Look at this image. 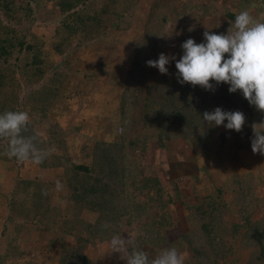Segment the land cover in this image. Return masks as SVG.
Instances as JSON below:
<instances>
[{
	"label": "trees",
	"instance_id": "1",
	"mask_svg": "<svg viewBox=\"0 0 264 264\" xmlns=\"http://www.w3.org/2000/svg\"><path fill=\"white\" fill-rule=\"evenodd\" d=\"M44 1L51 17L59 19L58 25L47 36L31 34L27 39L4 24V19L20 21L14 0H0V112L22 108L17 72L26 83H38L56 65L52 55L64 56L76 39L82 42L64 60V66L74 71L73 78L53 73L52 87L30 91L26 98L28 114L37 112L47 118L45 141L51 154L39 165L20 163L22 169L10 193L0 185V207L8 215L4 228L8 240L0 252V264H20L8 262V258H22L27 245L31 251L36 246V255L42 260L22 264H103L101 259L92 261L90 247L126 235L131 217L136 220L149 209L156 214L145 225L149 236L144 235L139 244L147 252L151 249L156 254L165 245H182L191 264H264V154H254L251 147V125L264 121V113L250 105L241 91L230 93L226 83L216 85L214 92L207 91L199 85L179 83L176 67L161 74L146 64L160 52L158 42L168 23L170 36L177 38L174 32L185 12L192 21L202 19L211 9L215 18H222L214 24L220 29L215 27L213 32L227 34L230 21L241 10L264 17V0H232L231 4L200 0L198 6H184L182 13L173 8L174 0L166 5L153 0ZM168 9H173L175 19L163 14ZM133 16L143 22L142 34L130 52L114 59L118 36L130 26ZM176 50L178 60L183 55L180 44ZM118 88L117 115L106 123L94 120L108 91L116 93ZM217 107L243 112L242 131L203 121V113ZM119 124L124 129L118 134ZM34 125L29 120L24 134L37 135L40 147L43 140ZM165 140H181L198 157L197 171L205 176L224 174L222 183L212 180L201 196L196 179L187 177L185 182L194 194L189 195L176 182L165 188L158 177L138 174V166L145 163L134 151L144 153L148 144L156 142L162 147ZM125 146L136 162L125 158ZM4 152L0 149L2 163H18ZM136 190L145 196L138 203L128 194ZM63 197L64 203L54 207ZM175 206L184 212V221L171 242L168 232L175 228ZM31 234L38 237L33 238L35 246L16 244L21 237L31 241ZM69 240L72 246L66 244Z\"/></svg>",
	"mask_w": 264,
	"mask_h": 264
},
{
	"label": "rangeland",
	"instance_id": "2",
	"mask_svg": "<svg viewBox=\"0 0 264 264\" xmlns=\"http://www.w3.org/2000/svg\"><path fill=\"white\" fill-rule=\"evenodd\" d=\"M156 1L157 2L163 1L165 2V5H166L171 0H153V2H156ZM198 1L200 0H174L173 8H177V11L182 13L184 6L188 9L190 8L192 4H195V3L198 6ZM222 1L228 4H231L232 0H225V1L222 0ZM14 4L16 8H18L19 10L18 15L20 17V21L17 22L15 19L6 21L4 19V24L15 28L16 30L19 31L21 35H23L27 39L30 38L31 34L36 36V38H39V36L41 35L47 36L52 31V29L56 25H58L59 19L58 18L53 19L51 17L50 12H49V7L46 5V2L44 0H14ZM202 4L207 5V8H208V4H205L204 2ZM207 12H210V13H207ZM207 12L204 13V16L202 19H197V17H195L193 18L194 20L192 21H191V17L188 16V12H185L186 14L184 15V17L181 20H179V22L177 23V25L179 26V28L177 29V33L174 32L177 35L178 39L176 37L170 36L169 28L171 27V24L168 23V26L164 30V33L165 31L166 33L161 38L163 41L160 39V42H158L157 48L160 50V52L157 54V56H155V58L158 59L159 54L161 53H164L165 55L177 57L178 53H177L176 47L179 44L182 45L183 44L182 42H185L183 39L192 38L196 42L197 41L199 42V40L201 41L202 39L204 40L203 33L206 30L205 25H207L209 28H212V29H209V31L211 32L214 31L215 27L217 30L220 29L219 26H215L214 24H216L217 22H220L219 19L220 20L222 19L221 16L220 17L216 16L215 18L214 15L211 14V9H209ZM163 14L169 15L172 19H175L173 9H170V10L168 9L167 11H164ZM26 16H28V18ZM194 21H196V23ZM197 21H201V22H197ZM195 25L197 26V28ZM142 29H143V22L137 16H133V18L130 20V26L126 30L121 32L118 36L119 43L116 49L117 55L113 57L114 59L115 58L118 59V57L121 58L124 52L131 51V49L133 48L134 42L138 38H140V35L142 34ZM80 39L81 38L76 39L73 42L68 54H70L73 50L76 49V45L79 42H82V40ZM118 53L120 54V56H118ZM68 54L61 56V57L52 55V58L54 59L55 61L54 63L56 65H54L55 67L53 66L52 71L47 73V75L44 76L38 83H35V84L26 83V81H24L23 78L21 77L20 73L17 72L15 76H16V79L19 85V97L18 98H19V107L22 106V108H20L21 111H26L24 108V104H25L26 98L28 94L30 93V91L33 92L36 90H40L41 88H45V87L50 88L53 86V82H52L54 78L53 73L55 74L57 73L59 75L65 74L69 78H73L74 71L71 70V68L68 69L67 66H64L65 61H67L66 57H68ZM167 67L168 69L174 68L175 67L174 60H171L170 63L167 65ZM10 69H13V67H11ZM120 94H121V91L119 88H118V92L116 93L109 90L108 96L110 98L109 97L105 98L103 100L104 103H101L100 105H98L97 111L92 116L93 119L99 120L101 122L105 120L104 122L106 123L107 118L111 119L113 115L115 117L117 115V113L114 112L116 111V108H117L116 99H117V95L119 96ZM112 107L114 110L112 109ZM118 107H119V104H118ZM29 117H30V120L33 121V123L35 124L34 125L35 132L37 134H40L43 140L40 147L49 150L51 154V146H49V142L45 141L47 139V136H46V132L44 129L45 128L44 122L46 121L45 122V125H46L47 118L43 117L37 112H31L29 114ZM123 125L122 124L118 125V130H117L118 134L123 132L122 131L124 129ZM72 144H73L72 146L73 148L78 147L77 149H79V146H77L75 143H72ZM0 149L6 151V141L5 140L0 141ZM123 150H124V154H126L125 158H127L130 162H132L133 159L135 161L134 153L130 152V150L126 146L124 147ZM146 150L147 151L144 153H139L138 150L134 151L138 154L140 158L143 159V162L145 163L144 165L141 166V168L140 166H138L139 167L138 174L142 173V175H145V176L151 175L152 177H158L160 180V183L165 188H169L172 182L173 183L176 182L179 185V188L182 189L183 193L194 195L192 190H190L188 187L190 184L186 183L187 182L186 178L189 177L193 180L196 179L197 182L195 183V188L199 195L204 196L205 189L209 186L212 180L219 181L218 183L220 184L222 183L221 181L225 178L224 174L221 176H218L216 174H214L213 176L212 175L205 176L204 174H200L199 171H197L198 163H199L198 157H196V155H194V152H192L189 149V147L185 145L181 140H165L162 147H160V144L158 142L153 143L152 145L148 144ZM19 164L20 163H16V162H12V164H5L4 162L2 163V161H0V185L1 184L4 185L3 188L6 193H10L11 189L13 188L15 184V180L18 178V172L20 169H22L21 166L19 167ZM137 165L139 164H136V166ZM26 166H28L29 169L31 167L28 164ZM14 171L16 172V174H14ZM41 171L42 170H39L40 173H42ZM128 188L130 190L131 187L128 186ZM128 194H129V197H131V199H133L135 203H138L139 200L145 197L143 193L139 191L137 192V190L135 192L133 191L128 192ZM65 199L66 198L63 197L57 200L59 203L55 202L53 206L56 208H59L58 206H61L64 203ZM189 201L193 202V198H189ZM174 212H175L174 219H176L174 220L175 228H173L171 232L170 230L168 232L169 237H170L169 239L171 240V242L173 240L175 241V237L179 235L178 234L179 231H177V228L180 223L181 225H183L182 223L184 221V217H183L184 212L181 211V208L179 206H175ZM155 214H156L155 209H152V210L149 209L147 212L142 211L136 220L131 217L132 219L131 225L129 226L130 232L129 233L126 232V235L124 234L123 236H119V237L128 239L129 236H132L134 246L145 250V248L142 246H139V244L143 241V238H144L143 236L148 235L145 225L149 223L150 217L153 219V216H155ZM7 218H8L7 210L4 207H0V252H3V250L6 249V245H7L8 237H6L4 234V228L7 222L6 221ZM185 229L183 228V230ZM181 231H182V227L180 229V233ZM29 236L32 237L31 241H29L28 236L25 238L21 237L18 239L16 244H23V247H24L26 243L30 242V243H33L35 246L36 243L33 242V240L38 237L34 236L33 234ZM112 239L113 238L109 239L108 241L104 243H101L100 245L90 247L89 256L94 263H96L100 259L103 260L104 262L103 264H120V263L126 262L124 259L121 258L122 254L120 252L113 251L112 244H111ZM45 243H47L46 239L44 241V244ZM72 243H73L72 240H69L66 242V244L70 246L73 245ZM30 246L31 245L29 246L27 245L24 247L25 252L22 258L19 259V258L10 257L8 258V262H17L20 264L28 260H32V261L35 260V262H41L42 259L40 258V256L36 255V251L38 248L35 246L33 248L34 251H31L32 247L30 248ZM163 248H167V245L163 246ZM182 248H183L182 245L181 247H177V249L178 250L180 249L181 250L180 252L184 255V258H185L184 264H191L188 262L189 256L186 253H184V251H182ZM43 249L44 247L41 250ZM43 251L47 253V251L45 250ZM148 253L150 257L155 255L151 249L148 250Z\"/></svg>",
	"mask_w": 264,
	"mask_h": 264
},
{
	"label": "clouds",
	"instance_id": "3",
	"mask_svg": "<svg viewBox=\"0 0 264 264\" xmlns=\"http://www.w3.org/2000/svg\"><path fill=\"white\" fill-rule=\"evenodd\" d=\"M203 33L205 42L187 39L182 45L183 55L159 54L158 59L146 61L147 66L168 74L167 65L176 60V77L181 84L199 85L207 91H215L216 85L228 84L229 92H242L250 105L264 113V17H254L248 10H241L230 21L227 34L209 31ZM191 31V29H190ZM227 54V58H225ZM215 82V84L212 83ZM203 121L209 125L224 126L241 132L246 122L243 112L225 111L221 107L205 111ZM29 114L21 110L0 112V140L7 141L4 152L18 163L42 164L50 152L39 147L37 135H25L29 126ZM225 121L227 123L225 124ZM251 147L254 154H264V121L251 125ZM60 182L57 181L59 188ZM113 251L120 252L126 264H184V255L176 248H162L154 256L134 246L133 237H113Z\"/></svg>",
	"mask_w": 264,
	"mask_h": 264
}]
</instances>
